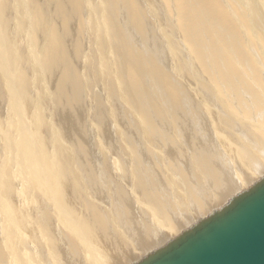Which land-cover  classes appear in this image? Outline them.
Listing matches in <instances>:
<instances>
[{
  "label": "rangeland",
  "instance_id": "rangeland-1",
  "mask_svg": "<svg viewBox=\"0 0 264 264\" xmlns=\"http://www.w3.org/2000/svg\"><path fill=\"white\" fill-rule=\"evenodd\" d=\"M250 1L261 0L217 3L226 11L228 21L223 28L231 31L228 35L237 33L244 59L264 84V45L259 36L261 31L264 39V12H251ZM57 2L65 9L63 17L74 25L71 0L0 1V126L5 131L0 133V234L5 238L2 247L8 264L15 263L10 255L17 253L14 242H39L66 252L67 242L69 252L85 250L90 235L106 231L100 227L94 234L86 232L96 229L102 220L106 211L103 197L114 182L125 186L128 176L147 168L152 178L161 171L171 175L170 162L180 165L177 155L192 158L200 142L209 139L213 128L221 123L224 113L238 117L234 93V98L228 99L217 72L206 69L187 48L189 41L181 35L173 0H167L168 6L163 0H133L134 10L128 17H124L122 6L113 9L107 0H78L84 45L81 53L67 62L60 59L61 50L65 54L69 49V38L62 35L65 24L61 26L58 21ZM134 26H142L146 34H157L164 47V58L159 62L164 81L158 76L152 84L142 83L137 89L119 86L126 76V61L115 56L116 45L109 33L114 27L130 30ZM52 31L60 37V48L53 52L45 48V39ZM236 65L247 78L243 64ZM144 75L140 73L142 78ZM165 78L176 98L167 90ZM23 106L32 112L22 111L19 126L20 114L15 111L20 112ZM98 107L100 120L92 115ZM68 116L73 122L66 121ZM164 118L171 123L181 121L180 131L158 129L151 138L144 136L148 157L130 155L129 128L143 135ZM83 130L87 155H91L87 161V155L66 149L71 141L73 146L85 142L76 138ZM30 133H34V139ZM135 141L129 140L131 144ZM229 147L225 141L226 150ZM111 148L119 149L120 158L128 163L117 161V154L109 152ZM119 167L124 170L123 178H116ZM180 178L181 174L174 172L171 181L179 184ZM8 207L16 210L23 230L9 220ZM140 209L146 218V210ZM109 214H113L112 209ZM121 227L128 240L126 223ZM47 260L53 264L49 256Z\"/></svg>",
  "mask_w": 264,
  "mask_h": 264
},
{
  "label": "bare ground",
  "instance_id": "bare-ground-1",
  "mask_svg": "<svg viewBox=\"0 0 264 264\" xmlns=\"http://www.w3.org/2000/svg\"><path fill=\"white\" fill-rule=\"evenodd\" d=\"M107 1L113 9H120L122 6L124 17L132 15L133 0ZM173 1L181 21V35L189 41L187 48L193 50L196 59L206 69L217 72L226 88L228 99L234 98V93L236 102L233 106L238 117L224 113L221 123L213 128L209 139L200 142L192 158L177 155L180 165L175 161L170 162L168 170L171 175L161 171L160 175L152 178L147 173V168L139 174L136 172L128 176L125 186L114 182L112 189H107L103 197L106 211L101 215L102 220L98 222L96 229L86 232L94 234L100 227H104L106 231L99 232L97 236L90 235L87 241L89 246L85 250L69 252L67 242L64 245L67 252L54 246L46 248L39 242L20 245L14 242V251L17 253L10 254L14 264H51L47 260L48 256L53 264H88V261L96 264H152L264 187V84L258 72L244 59L237 45V33L228 35L231 31L223 28L228 20L226 11L217 0ZM163 2L168 6L167 0ZM249 6L251 12H264V0L250 1ZM70 10L75 15L74 25H70L63 17L65 9L61 2H57V11L60 14L58 21L61 26L65 24L62 35L69 38V49L65 54L61 50L60 59L63 62L77 57L84 45L83 20L78 0H71ZM128 22L133 21L128 19ZM52 32L45 39V48L51 49V52L60 48V37ZM109 33L116 45L115 56L123 57L126 61V76L121 79L119 86L127 85L137 89L142 83L152 84L158 76L159 81H164L159 67L160 60L164 58V47L157 34H146L142 26H134L130 30L114 27ZM259 36L264 45L261 31ZM205 41H208L206 46ZM144 47L159 49V52L143 50ZM236 62L243 64L247 78L239 73ZM141 72L145 73L143 78L140 76ZM62 76H67V73L62 72ZM165 86L172 98H176V93L166 78ZM22 111L32 112L24 106L21 107L20 112L15 111L20 114L19 119L22 118ZM99 113L100 107L95 108L92 115L99 119ZM66 121L73 122V119L68 116ZM20 122L21 119L19 126ZM80 123L84 125L83 121ZM95 125L96 123L93 124L94 127ZM180 127L181 121L171 123L168 118L162 119L148 132L144 131L143 135L140 132L135 133L134 128L130 127L127 140L128 148L131 149L130 155L140 154L145 159L149 149L146 150L144 136L151 138L157 134L158 129L170 128L178 132ZM0 133H5L1 126ZM28 135L35 138L34 133ZM76 138L84 139L85 142L80 146H73L71 141L66 149L71 153L73 150L72 154L87 155L88 145L84 130ZM130 139H135V143L131 144ZM225 141L230 143L227 150ZM109 152L116 153V160L122 161V165L128 163L126 159L120 158L119 149L111 148ZM90 156L87 155L85 161ZM123 172L119 167L116 178H123ZM174 172L181 174L179 184L171 181ZM144 174L148 175L143 177ZM9 195L18 197L16 193ZM138 204L146 210V218ZM110 209L113 210L112 215L109 214ZM8 218L16 229L23 230L19 216L12 207H8ZM124 223L127 226L129 242L121 227ZM120 229L122 236L119 238ZM122 238L125 240L122 241ZM4 239L0 234V264H8L2 247ZM30 249L37 252L31 253ZM48 250L52 252H43ZM119 256L122 260L118 259Z\"/></svg>",
  "mask_w": 264,
  "mask_h": 264
},
{
  "label": "water",
  "instance_id": "water-1",
  "mask_svg": "<svg viewBox=\"0 0 264 264\" xmlns=\"http://www.w3.org/2000/svg\"><path fill=\"white\" fill-rule=\"evenodd\" d=\"M152 264H264V187Z\"/></svg>",
  "mask_w": 264,
  "mask_h": 264
}]
</instances>
